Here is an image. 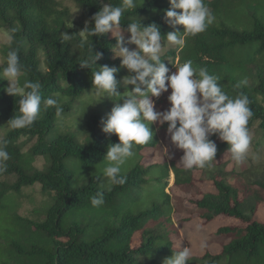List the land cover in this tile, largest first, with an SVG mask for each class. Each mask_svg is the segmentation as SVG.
<instances>
[{
    "label": "trees",
    "instance_id": "16d2710c",
    "mask_svg": "<svg viewBox=\"0 0 264 264\" xmlns=\"http://www.w3.org/2000/svg\"><path fill=\"white\" fill-rule=\"evenodd\" d=\"M73 1L83 11L85 22H72L70 9L62 1L0 0V29L12 36L11 47L18 49L26 69L21 83L25 79L40 82L41 95L58 93L56 98L63 108L59 117L54 107L42 110L31 127L10 129L0 140L7 141L10 156L7 170L0 173V264H141L142 258L150 259V264H163L179 250L175 245L177 232L168 231L167 227L159 230L161 226L172 225L173 201L166 192L171 176L174 185L196 190L190 202L205 224L218 220L233 223L212 234L213 242L222 248L217 254L207 252L200 259L202 264H264V223L256 217L258 206L264 205V197H250L226 181V166L218 161L223 155H230L226 153L228 145L218 135L209 137L217 147L214 160L203 169L189 170L175 162H159L149 157L148 153L160 146L158 131L167 142V124L157 128L152 124V140L134 145V156L122 166L126 183L108 191L102 186L105 179L102 169L107 163L104 157L108 146L118 143V137L102 132V116L90 115L79 107L80 117L75 121L81 137L60 129L61 121L93 98L88 96L94 94L91 69H82L78 64L88 55L89 47L103 54L97 67H117L118 81L128 75L120 59H114L112 49L116 40L109 33L92 38L75 35L70 41H62L60 36L64 32L78 34L86 22L93 26L91 18L105 4L121 6L122 0ZM204 3L213 13L214 22L206 31L186 36L184 47L177 46L161 60L170 71H175L190 59L194 68L206 69L208 74L220 77L219 84L229 95H247L253 111L248 129L258 126L264 137V0H204ZM169 8V0H136L135 8L125 9L122 28L137 19L143 26L156 24L162 36L174 30L183 32V26L173 29L167 24L164 13ZM8 50L9 44L4 56ZM42 58L45 71L41 70ZM167 58L172 59L171 65ZM243 79H247V85L236 88ZM6 87L8 82L0 79L3 129L16 114L19 99L7 95L3 91ZM131 89L129 85L128 90ZM124 91L123 86L118 89L121 95ZM99 95L104 105L120 99ZM155 103L162 110L169 104L165 98ZM32 141L35 144L26 150ZM37 159L44 160L42 169L35 165ZM197 172L213 183L214 192L200 193L194 179ZM95 176L101 177V182ZM10 177L16 178L12 184L6 180ZM37 184L52 200L43 221L19 214L24 191ZM257 186L264 191V182ZM97 191L104 192L105 200L98 208L90 203Z\"/></svg>",
    "mask_w": 264,
    "mask_h": 264
},
{
    "label": "clouds",
    "instance_id": "9594fccd",
    "mask_svg": "<svg viewBox=\"0 0 264 264\" xmlns=\"http://www.w3.org/2000/svg\"><path fill=\"white\" fill-rule=\"evenodd\" d=\"M169 4L170 8L164 13L165 20L173 29L183 26V32L174 30L162 36L156 24L143 26L137 19L122 28L121 18L125 9L136 7V0H122L121 6L105 4L91 18L93 26L89 27V22H86L78 34L69 35L64 32L60 35L62 41H70L75 35L92 38L112 33L116 40L112 49L114 57L120 59L121 67L129 73L118 81L117 67H97V61L103 54L93 52L92 46L88 49V55L78 63L82 69H91L93 95L120 98L113 100L114 106L106 119L100 122L103 133L118 137V143L110 144L104 157L107 163L102 169L105 178L102 186L108 191L113 186L126 183L122 166L134 156V145H145L152 140L154 133L150 126L153 123L161 126L167 124V136L177 149L182 150L179 164L185 169H203L214 160L217 147L209 139L212 135H218L228 145L226 153L237 164L244 162L250 148L252 137L248 123L253 111L247 95H229L224 86L219 84L220 77L208 74L206 69L194 68L190 59L171 73L161 60L160 54L165 47L162 41L166 39L169 45L182 48L186 36L206 31L215 19L204 0H169ZM10 31L14 33L15 29ZM125 32L130 34L127 40ZM11 41L12 36L9 35V50L0 64V79L8 82V87L3 91L19 99L16 114L6 126L13 130L31 127L40 112L50 107L55 108L58 117L61 116L63 108L56 98L58 93L43 97L40 82L25 79L21 83L20 78L26 75V69L18 49L11 47ZM127 45L136 47L130 49ZM247 83V79H243L235 87L241 88ZM129 85L132 86L131 91L128 90ZM121 86L125 88L123 95L118 92ZM169 89L170 107L165 111H157L153 98H159ZM121 99L122 104L119 103ZM9 159L7 141H0V173L7 170L6 162ZM94 179H100L101 182L99 176ZM90 203L97 208L103 206L104 192L97 191ZM189 257L190 250L180 248L170 258H166L163 264H187Z\"/></svg>",
    "mask_w": 264,
    "mask_h": 264
},
{
    "label": "rangeland",
    "instance_id": "374dc122",
    "mask_svg": "<svg viewBox=\"0 0 264 264\" xmlns=\"http://www.w3.org/2000/svg\"><path fill=\"white\" fill-rule=\"evenodd\" d=\"M62 1L64 6L68 7L71 12V21L79 24L83 21V11L78 8L73 0H58ZM128 33H124L125 39L129 38ZM111 38H114L112 33H109ZM165 47L162 49L160 58L164 57L167 53L177 48V46H172L167 43V41H162V45ZM9 44V34L5 29H0V64L4 61V49ZM130 49H135V45H127ZM114 59H119L115 58ZM41 70L45 71L46 66L44 59L42 58ZM168 65H171L172 59H166ZM177 65V64H176ZM171 70V68H170ZM127 74L128 71L125 70ZM174 72V70L170 71ZM24 76H21L22 80ZM171 93V89L168 92L163 93L159 98H154V103L165 98L168 100V96ZM91 101L87 103L86 106H77L74 111V115L68 117L67 119L61 121L58 125L63 132H75L81 137V131L79 133V127L75 119L80 117L79 107L84 108L86 113L93 114L97 113L102 116V119H106L107 114L111 111L114 104L108 103L106 105L102 104L99 100L100 95L92 96ZM101 98V97H100ZM90 105V106H89ZM170 107V104L166 106V110ZM87 108V109H86ZM155 109L157 111L162 110L156 103ZM84 110H82L83 112ZM154 127L159 126L158 123H153ZM10 128L5 126V128L0 127V140L3 139ZM252 140L248 153L246 154L245 160L241 164H237L230 159L228 155H223V157L218 161L219 164L226 166L227 173L225 174L226 181L232 185L234 188L246 192L250 197H264V191L258 188V183L264 182V137L258 126L249 131ZM160 146L157 151L149 152V157L154 161L159 162H175L180 163V159L183 155L182 150H179L172 144L170 137L165 135L166 140H163L160 132L158 131ZM85 138L84 134L82 139ZM221 141V140H220ZM35 141L29 142L26 150L33 146ZM147 154V155H148ZM39 169L43 168L44 160L37 159L35 164ZM180 165V164H179ZM196 186L199 188L200 193L214 192L213 183L208 181L207 178L201 172H197L194 175ZM8 183H14L16 181L15 177H10L6 179ZM166 192L172 197L173 201V215H172V225L167 224L166 226H161L160 231H164L167 227L169 230H175L178 234V239L175 240L176 247L180 250L183 248H188L190 250L189 264H202L200 259L205 257L207 252L217 254L221 251L220 244L213 242V236L220 227L231 225L232 222L224 221H214L205 224L199 217L194 206L191 204V199L195 197L196 190H189L179 186L174 185V176H171L169 186ZM201 196L199 195L198 198ZM52 200L50 196H46L42 193V187L37 184L32 188H28L24 191V197L20 200V210L19 214L24 217H29L36 221H43L46 215L47 206L51 205ZM257 219L264 223V205H259L257 210ZM139 239V235L135 236V241ZM139 241V240H138ZM188 263V262H187ZM141 264H150V259L142 258Z\"/></svg>",
    "mask_w": 264,
    "mask_h": 264
}]
</instances>
